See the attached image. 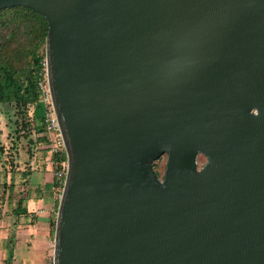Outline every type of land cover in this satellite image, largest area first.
I'll return each mask as SVG.
<instances>
[{"label":"water","instance_id":"1","mask_svg":"<svg viewBox=\"0 0 264 264\" xmlns=\"http://www.w3.org/2000/svg\"><path fill=\"white\" fill-rule=\"evenodd\" d=\"M18 6L67 158L53 264H264V0Z\"/></svg>","mask_w":264,"mask_h":264},{"label":"trees","instance_id":"2","mask_svg":"<svg viewBox=\"0 0 264 264\" xmlns=\"http://www.w3.org/2000/svg\"><path fill=\"white\" fill-rule=\"evenodd\" d=\"M48 29L47 20L33 9L18 6L0 11V57L3 56L0 58V102H15L26 118H28L29 109L33 107V124L27 122L25 127L30 124L39 131L43 130L40 126L41 123L43 124V105L37 90V74L41 71L42 62L46 59ZM9 52L13 53V58L2 54ZM23 54L27 60L19 63L17 57ZM66 160L65 154L53 156L54 172L64 170ZM2 186L0 182V220L3 217L2 204L8 205L9 201L13 203L18 196L11 185L9 187L11 193L5 202V196L1 194ZM5 186L7 188V185L3 187ZM60 188L62 189L63 185H60ZM24 200L18 199L19 208H22ZM55 222L54 219L53 232H55Z\"/></svg>","mask_w":264,"mask_h":264},{"label":"crops","instance_id":"3","mask_svg":"<svg viewBox=\"0 0 264 264\" xmlns=\"http://www.w3.org/2000/svg\"><path fill=\"white\" fill-rule=\"evenodd\" d=\"M42 148L21 173L26 189L17 201L25 199L22 208L18 204L12 216L4 213L0 220L1 264H53L52 223L62 189L54 172L53 155Z\"/></svg>","mask_w":264,"mask_h":264},{"label":"rangeland","instance_id":"4","mask_svg":"<svg viewBox=\"0 0 264 264\" xmlns=\"http://www.w3.org/2000/svg\"><path fill=\"white\" fill-rule=\"evenodd\" d=\"M2 54L5 57L13 58V53L9 52ZM18 57L19 63L27 60L25 54ZM0 58H3V56ZM14 59H16V57ZM33 113L34 108L31 107L27 115L28 118H26L25 114L22 113V109L18 108L15 102L0 104V182L3 186L7 185V188L6 186L1 187V194L5 196V202H7L6 199L11 193V189L9 188L11 185L18 195L24 192L22 190L26 189V187L24 188L25 184L21 181V173L23 169H25V165L29 164V160H32V157L37 155L38 152L43 149L42 147L45 146L44 130L39 131L35 129V126L30 125L31 123L33 124ZM27 122L30 124L28 127H25ZM40 126L43 127V124L41 123ZM45 139H47V137ZM206 162L207 158L203 155H199V169H201ZM167 163L168 156L166 154L153 163L154 171L160 179H163L165 175ZM17 206V200L13 203L9 201L8 205L3 203L2 214H12L13 209ZM1 248L2 244L0 243V253H2Z\"/></svg>","mask_w":264,"mask_h":264},{"label":"built area","instance_id":"5","mask_svg":"<svg viewBox=\"0 0 264 264\" xmlns=\"http://www.w3.org/2000/svg\"><path fill=\"white\" fill-rule=\"evenodd\" d=\"M37 90L39 100L43 105V127L46 132L48 142L51 146V153L55 155H66L64 144L61 138L58 119L55 115L52 98L47 79V63L46 59L42 62V69L37 74ZM56 179L60 185H64L66 176L65 169L56 172Z\"/></svg>","mask_w":264,"mask_h":264},{"label":"flooded vegetation","instance_id":"6","mask_svg":"<svg viewBox=\"0 0 264 264\" xmlns=\"http://www.w3.org/2000/svg\"><path fill=\"white\" fill-rule=\"evenodd\" d=\"M0 104H9V103H4V102H0ZM43 128V127H42ZM43 130H44V132H45V129L43 128ZM47 136H46V132H45V135H44V140H45V147L47 148V150L49 151V152H51L50 150H51V146H50V144L48 143V142H46V138ZM162 180V179H161Z\"/></svg>","mask_w":264,"mask_h":264}]
</instances>
